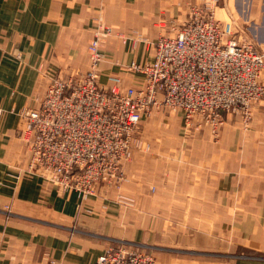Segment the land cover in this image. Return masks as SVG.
<instances>
[{
  "label": "crops",
  "instance_id": "1",
  "mask_svg": "<svg viewBox=\"0 0 264 264\" xmlns=\"http://www.w3.org/2000/svg\"><path fill=\"white\" fill-rule=\"evenodd\" d=\"M201 2L0 0V264H97L118 242L144 247L157 264H264V98L248 125L225 113L218 134L189 130L182 114L174 132L151 131L144 120V148L125 165L127 181L84 203L27 173L20 113L39 107L52 77L89 69L99 26L112 30L100 83L119 77L138 87L141 76L126 65L152 62V43L175 35ZM217 12L245 21L233 28L238 41L249 32L264 43V0H220Z\"/></svg>",
  "mask_w": 264,
  "mask_h": 264
},
{
  "label": "built area",
  "instance_id": "2",
  "mask_svg": "<svg viewBox=\"0 0 264 264\" xmlns=\"http://www.w3.org/2000/svg\"><path fill=\"white\" fill-rule=\"evenodd\" d=\"M217 2L192 6L175 35H160L152 43V62L126 65L141 76L138 87L124 88L119 77L100 83L103 49L112 30L99 26L88 45L89 69L67 79L52 77L43 97L37 98L39 107L20 113L26 123L22 140L27 173L41 174L84 203L102 188L119 189L127 181L125 165L134 149L144 148L139 130L156 111L182 114L188 127L200 131L208 126L213 134H218L225 113L241 115L248 125L253 107L264 98V50L238 41L230 23L223 26L216 20ZM118 202L135 204L123 195ZM97 264L157 262L144 247L118 242Z\"/></svg>",
  "mask_w": 264,
  "mask_h": 264
},
{
  "label": "rangeland",
  "instance_id": "3",
  "mask_svg": "<svg viewBox=\"0 0 264 264\" xmlns=\"http://www.w3.org/2000/svg\"><path fill=\"white\" fill-rule=\"evenodd\" d=\"M203 1H206V0H202V2ZM220 4V0H218V2H217V5H216V7L218 8V5ZM217 8H216V20L217 21H220V22H222V21H227V22H230V24H231V26H232V29L234 28V26H235V24H244V22L243 21H240V20H238V18H237V16L236 15H234L235 16V18H237V20H233V19H231L230 21L229 20H224V19H222L221 18V16H220V14L217 12ZM246 14H244V16H245ZM248 15V14H247ZM222 16H223V14H222ZM249 16V15H248ZM243 17V16H242ZM228 18V17H227ZM187 21V20H186ZM257 22H259V20H256ZM261 23L263 24L264 23V14H263V17L261 18ZM185 22V21H184ZM241 22V23H240ZM247 23V22H246ZM226 24L227 23H225L223 26H226ZM229 24V23H228ZM248 24H250L251 26H253V22L252 21H250ZM250 29H252L251 27H250ZM253 30V29H252ZM251 30V31H252ZM233 31H234V29H233ZM262 35H263V33H261ZM244 35L248 38V40L247 41H250L252 44H254L255 46H256V48H258L259 50H264V43L263 42H261V41H254V39H253V35H252V33H249L248 32V36L244 33ZM260 34H258V36H259ZM261 43L263 44V45H261ZM263 83H264V77H263ZM171 113V114H170ZM170 113H166V112H162V111H156L155 113H153L152 114V116L150 117V118H147V124L149 125V129L151 130V131H157V132H171V131H175V127L177 126V124L180 126V123H179V119L176 121V122H173V121H175V119H177V117H179V118H181V114H177V113H173V112H170ZM164 114H166V116H170L171 115V120H172V122L171 123H173V125H171V127L170 126H168V125H166L167 123H165L164 121L161 123V121H162V119H164L165 120V117H164ZM164 123V124H163ZM174 125H176V126H174ZM184 126H186V125H184ZM189 130H192V131H195V127H194V125H190L189 127H187ZM187 129V130H188ZM181 131L183 130V129H180ZM115 189V188H114Z\"/></svg>",
  "mask_w": 264,
  "mask_h": 264
}]
</instances>
